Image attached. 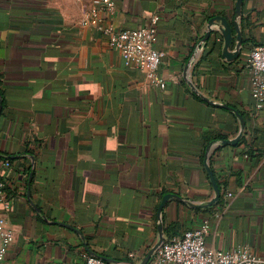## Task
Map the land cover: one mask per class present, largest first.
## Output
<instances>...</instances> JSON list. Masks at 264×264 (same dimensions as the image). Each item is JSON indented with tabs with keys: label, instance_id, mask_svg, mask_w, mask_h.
<instances>
[{
	"label": "crops",
	"instance_id": "1",
	"mask_svg": "<svg viewBox=\"0 0 264 264\" xmlns=\"http://www.w3.org/2000/svg\"><path fill=\"white\" fill-rule=\"evenodd\" d=\"M112 1V13L82 25L98 0H0V218L14 233L4 263L84 264L93 253L140 264L157 241L163 195L213 197L205 155L219 200L167 202L163 239L168 225L173 238L207 220L208 248L264 257V106L253 109L246 67L264 45V0H243L231 62L203 38L211 17L233 28L236 0ZM153 15L164 88L103 35L146 27ZM186 80L241 114L238 143L220 145L239 133L235 115L196 100Z\"/></svg>",
	"mask_w": 264,
	"mask_h": 264
},
{
	"label": "built area",
	"instance_id": "2",
	"mask_svg": "<svg viewBox=\"0 0 264 264\" xmlns=\"http://www.w3.org/2000/svg\"><path fill=\"white\" fill-rule=\"evenodd\" d=\"M87 17L80 22L82 25L97 24L102 12L114 11L112 0H98ZM158 16L153 15L146 27L138 29L114 30L112 27L103 29L109 45L120 53L125 65H133L142 69L152 86L164 88V82L158 75L165 53L153 47L156 36ZM249 72L250 96L253 109L258 111L264 106V45L253 46L246 61ZM6 162L0 160V172ZM4 198V184L0 180V199ZM8 208V205H5ZM208 221L204 220L197 228L186 230L180 236L164 239L155 251L154 264H264V257L255 255L246 247H235L229 250L208 248L205 235ZM14 239L13 230L0 218V264H5V256ZM132 257V255H129ZM84 264H109L99 257L86 255Z\"/></svg>",
	"mask_w": 264,
	"mask_h": 264
},
{
	"label": "water",
	"instance_id": "3",
	"mask_svg": "<svg viewBox=\"0 0 264 264\" xmlns=\"http://www.w3.org/2000/svg\"><path fill=\"white\" fill-rule=\"evenodd\" d=\"M242 4H243V0H236L235 1V11H234L235 12L234 13L235 19L233 22V28L231 27L229 21L223 16L211 17L207 21V24H206L207 31L204 35L203 42L210 39L212 41V44L214 47L220 46L221 58L224 59L225 61H228V62H231L233 60H236V58H238L240 49L242 47V32H241V30L239 28V24H238V19H239L240 14H241ZM233 32H235V39L233 37ZM185 82L189 86L190 90L195 95H197L202 101L206 102L210 106L227 110V111H229L235 115V117L237 118V120L239 122L240 131L234 139L222 140L220 142V145H232L233 146L236 143H238L239 138L241 136V132L245 126V122H244V119L241 116V114L238 111H236L235 109H233V108H231L225 104H219V103H216L212 100H209L208 98L203 96L201 93H199L190 81L186 80ZM208 150H209V148H208ZM207 158H208V156L205 155L204 167L206 169L208 178L210 180V183H211V186L213 189V197L204 204H196V203H192V202H190L186 199H183V198H181L175 194H172V193H167V194L163 195L160 199V202H159L158 207H157V212H156V218L158 221V224H157L158 238H157L156 243L148 251V253L143 258V260L141 261L140 264H148L149 261L151 260V258L153 257L155 251L158 249V247L161 245V243L164 240L163 239V225H162L161 214H162L163 208L167 204V202H169L170 200H174V201H177L179 203L186 204L187 206H189L191 208H207V207L213 206L217 202V200L219 199L220 190H219V188L215 182V179L213 177L212 172L210 171V169L206 163ZM61 225L64 227L71 228L66 224H61ZM91 255L96 256L93 253ZM96 257H99V256H96ZM99 258H101L105 262H110L109 259H107L106 257H99Z\"/></svg>",
	"mask_w": 264,
	"mask_h": 264
},
{
	"label": "trees",
	"instance_id": "4",
	"mask_svg": "<svg viewBox=\"0 0 264 264\" xmlns=\"http://www.w3.org/2000/svg\"><path fill=\"white\" fill-rule=\"evenodd\" d=\"M242 43H243V39H242ZM212 47H213V44H212ZM194 96V98L196 99V100H198V101H201V99L198 97V96H196V95H193ZM221 138L222 137H216V138H214V140H221ZM219 200V199H218ZM217 200V201H218ZM200 209H195V211H199ZM173 226L172 225H168L167 227H165V229H164V234H165V236H166V238L167 239H170V238H172V236H171V234H170V232H172V233H174L173 232ZM175 235V234H174ZM181 234H178V235H176V236H180ZM175 236V237H176Z\"/></svg>",
	"mask_w": 264,
	"mask_h": 264
}]
</instances>
